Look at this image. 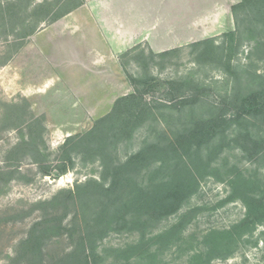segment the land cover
<instances>
[{"label": "rangeland", "instance_id": "1", "mask_svg": "<svg viewBox=\"0 0 264 264\" xmlns=\"http://www.w3.org/2000/svg\"><path fill=\"white\" fill-rule=\"evenodd\" d=\"M91 1L102 7V15H119L120 0ZM137 1L144 5L145 0ZM86 4L88 0H0V167L8 172L0 175V264L25 260L17 249L37 221L47 219L53 225L63 218L67 227L85 228L93 211L79 199L67 203V190L90 180L109 185L113 172L107 165L126 162L148 146L174 148L179 133L208 118L219 119L222 132L211 151L204 148L200 157L193 149L189 155L194 194L177 213L148 231L154 237L182 222L163 243L165 254L142 261L126 251L139 234L122 229L96 242V264H201L212 255L197 258L195 253L208 246H226L231 253L227 261L216 259L212 264H264V117L233 113L254 85L264 83V47L255 50L257 40L264 43V26L262 33L249 32L246 13L251 7L238 10L234 35L227 31L203 39L215 41V46L193 45L203 40L159 38L112 55V62L105 64L108 49L100 34L89 24L80 29L73 18L88 20ZM94 53L100 61L97 67L91 66ZM169 82L181 84L186 99L197 96V106L171 108L165 85ZM137 93L152 105L163 106L143 124L131 123L124 131L123 126L117 128L105 150H99L98 143L92 146L96 152L76 147L67 174L58 178L44 174L45 167L56 173L61 147L69 137L88 133L112 113L118 99ZM30 136L35 138L32 143ZM154 155L157 160L163 154ZM154 170L137 179L159 189L179 178L174 164ZM58 196L56 204H39ZM245 201L259 220L232 229L246 218ZM63 234L44 243L39 259L54 263L73 251L74 242L64 230Z\"/></svg>", "mask_w": 264, "mask_h": 264}, {"label": "trees", "instance_id": "2", "mask_svg": "<svg viewBox=\"0 0 264 264\" xmlns=\"http://www.w3.org/2000/svg\"><path fill=\"white\" fill-rule=\"evenodd\" d=\"M80 4L83 5V1ZM248 6L251 7L246 13L248 16L247 21L251 26L249 32L262 33L264 26V0H241L238 5L234 6L233 13L237 25L239 22L238 10L246 9ZM70 13L71 11H68L59 18ZM231 34L234 35L235 31L234 33L231 32ZM256 42L255 50L260 51L264 47V43L260 39ZM193 45L197 47L203 45L215 46V41L210 39L203 40ZM133 82L137 85L141 84L137 80ZM165 85H169L167 94L170 97H168L167 101L171 103V108L181 111L187 106H197L199 102L197 96L194 99H186V96L180 93L181 84H179L180 87L175 82H169ZM154 103L157 105L154 106L149 103L142 93L118 99L112 113L99 120L94 129L84 135L71 136L66 140L61 147L63 156L55 169L56 173L45 167L44 174L54 178L67 174L71 169V165L74 164L71 154L76 147L83 146L86 152H96L97 149L94 150L92 146L98 143L97 148L99 150L107 149L109 135L115 137L117 128L123 126L120 129L124 131L130 127L131 123L143 124V122L151 119L154 109H159L163 106L157 102ZM234 109L233 113L238 117H264V83L254 85L251 93L238 101ZM117 122L121 125L116 124ZM220 128L221 121L217 118L200 119L193 127L185 129L183 133L178 134L173 142L175 143L174 148L169 149L168 146L164 149H153L152 146H148L143 148L142 151L131 155L126 162L107 165L106 167L113 172V180L109 185H100L97 181L90 180L85 184H78L74 190H67L64 194L65 201L67 203L76 202L78 199L82 201L86 204L84 208L92 209V220L86 223L82 231H79V228L65 226L63 218H60L57 221L58 223L53 225H50L47 219L37 221L27 237L20 242L17 249L18 256L25 258L20 264H96V260L99 258L95 246L96 242L105 238L111 232H117L122 229L135 231L139 234V239L129 245L127 252L137 254V257H141L142 261L148 258L154 260L161 258L167 249L163 243L173 236L174 232L182 225V222L171 226L154 237H149L148 231L155 223L177 213L190 196L194 194L195 178L189 170V164L192 161L188 159L189 155L193 149L200 157H202L204 148L207 147L211 151L213 149L212 143L222 132ZM33 141H35V138L30 136L29 142L32 143ZM155 153L163 155L159 159L153 160ZM172 153H175V157H173ZM101 159L104 161L103 154ZM170 164H174L176 176L179 178L177 179L176 177L174 182L166 183L159 189L153 183L144 184L137 179L138 175L148 173L152 167H154V171H160ZM111 171H109L110 174ZM7 174L8 172L0 167V175L4 176ZM92 188L94 190L91 192ZM61 196L39 204H56ZM254 200L256 202L259 201L258 199ZM245 202L248 208L246 218L232 229L244 225L248 226L251 224L252 219L255 223L259 220L254 213L255 210L252 209L248 201ZM89 204H95V207L92 208ZM63 230L65 235L74 242L73 251L54 263L39 259V255L43 253L44 243L51 238L63 236ZM75 234H78V236ZM229 250L226 246H208L205 251H197L195 257L201 258L205 254L212 255V257L201 264H212L216 259L227 261L229 256H231ZM128 261L130 260L128 259Z\"/></svg>", "mask_w": 264, "mask_h": 264}, {"label": "crops", "instance_id": "3", "mask_svg": "<svg viewBox=\"0 0 264 264\" xmlns=\"http://www.w3.org/2000/svg\"><path fill=\"white\" fill-rule=\"evenodd\" d=\"M235 1L239 0H145L142 6L137 0L129 3L120 0L119 15L114 16L112 13L102 15V7L88 0L83 7L87 6L88 20L85 22L78 15L73 18L81 24L80 29L89 24L91 31L100 34L108 49L105 55L108 58L103 63L109 64L112 55L127 52L139 42L151 45V40L159 38L203 40L234 31L232 7ZM94 56L97 60L94 58L91 66L97 67L100 61L95 53Z\"/></svg>", "mask_w": 264, "mask_h": 264}]
</instances>
